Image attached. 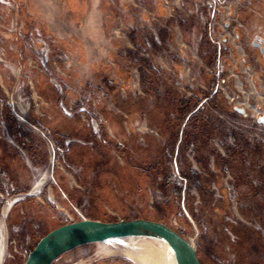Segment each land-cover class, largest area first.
I'll return each mask as SVG.
<instances>
[{
    "label": "rangeland",
    "instance_id": "obj_1",
    "mask_svg": "<svg viewBox=\"0 0 264 264\" xmlns=\"http://www.w3.org/2000/svg\"><path fill=\"white\" fill-rule=\"evenodd\" d=\"M263 31L264 0H0V264L64 224L135 218L201 264H264ZM236 33L245 56L214 55ZM144 241L164 246L52 264H135Z\"/></svg>",
    "mask_w": 264,
    "mask_h": 264
},
{
    "label": "water",
    "instance_id": "obj_2",
    "mask_svg": "<svg viewBox=\"0 0 264 264\" xmlns=\"http://www.w3.org/2000/svg\"><path fill=\"white\" fill-rule=\"evenodd\" d=\"M252 40V46L264 58V31L254 35ZM258 123L264 125V113ZM137 237L161 240L172 251L176 264H201L196 248L188 239L165 224L141 218L114 222L85 219L64 224L44 235L24 264H52L63 254L84 245L121 243L126 238Z\"/></svg>",
    "mask_w": 264,
    "mask_h": 264
},
{
    "label": "bare ground",
    "instance_id": "obj_3",
    "mask_svg": "<svg viewBox=\"0 0 264 264\" xmlns=\"http://www.w3.org/2000/svg\"><path fill=\"white\" fill-rule=\"evenodd\" d=\"M99 244L101 245L102 243ZM100 247H102L105 253L109 255L114 253L112 250L105 248L103 245H101ZM142 247H139L140 250L136 249L137 251H134L131 248H126L122 250V254L133 261L135 264H176L172 256V251L165 243L162 250L160 251L157 250L154 245L148 241H144Z\"/></svg>",
    "mask_w": 264,
    "mask_h": 264
},
{
    "label": "crops",
    "instance_id": "obj_4",
    "mask_svg": "<svg viewBox=\"0 0 264 264\" xmlns=\"http://www.w3.org/2000/svg\"><path fill=\"white\" fill-rule=\"evenodd\" d=\"M251 14V13H250ZM250 14H248V16L250 15ZM251 16V15H250ZM256 19V18H255ZM246 21V20H245ZM255 22H256V20H254V22H253V20L252 21H250V23H253V24H249L251 27H253L254 26V24H255ZM247 24V23H246ZM251 27H249V26H247V28H251ZM247 36V35H246ZM253 37V36H252ZM235 38H236V43L234 42H230L229 40H227V39H223V41H222V44L221 45H216L215 47H213L212 48V50H214V55H215V53H217L218 54V56L217 57H219V59H220V57H225V55H226V53H225V48L226 49H228V53L230 54H232L231 56H234V55H237V56H245L244 55V49H243V47H241L242 45L244 46V48H245V46H246V42H247V40L245 39V37H242L239 33H236V35H235ZM252 39V38H251ZM252 41L253 40H251L248 44H250V46H252ZM253 47V46H252ZM254 48V47H253ZM206 53H210V52H206ZM240 53L242 54V55H240ZM211 55L213 54V53H210ZM209 58H207V63H210L211 61L210 60H208ZM223 59V58H222ZM223 61H224V59H223ZM235 62V63H234ZM243 62L245 63L246 62V59H244L243 60ZM231 63L229 62V65H230ZM232 65H233V68H236V61H232ZM231 65V66H232ZM248 69H250V68H248ZM239 78L240 77H237V79L239 80ZM250 80H251V78H250ZM234 83H235V80H234ZM237 83H238V85H239V81H237Z\"/></svg>",
    "mask_w": 264,
    "mask_h": 264
},
{
    "label": "flooded vegetation",
    "instance_id": "obj_5",
    "mask_svg": "<svg viewBox=\"0 0 264 264\" xmlns=\"http://www.w3.org/2000/svg\"><path fill=\"white\" fill-rule=\"evenodd\" d=\"M225 28L228 29V28H229V25L226 24V25H225ZM254 48H255V47H254ZM256 49H257V48H256ZM259 52H260V51H259ZM261 56H262V55H261ZM259 118H260V117H259Z\"/></svg>",
    "mask_w": 264,
    "mask_h": 264
},
{
    "label": "trees",
    "instance_id": "obj_6",
    "mask_svg": "<svg viewBox=\"0 0 264 264\" xmlns=\"http://www.w3.org/2000/svg\"><path fill=\"white\" fill-rule=\"evenodd\" d=\"M107 222H114V220H110V221H107Z\"/></svg>",
    "mask_w": 264,
    "mask_h": 264
},
{
    "label": "built area",
    "instance_id": "obj_7",
    "mask_svg": "<svg viewBox=\"0 0 264 264\" xmlns=\"http://www.w3.org/2000/svg\"><path fill=\"white\" fill-rule=\"evenodd\" d=\"M0 197L2 198L3 197V195L0 193Z\"/></svg>",
    "mask_w": 264,
    "mask_h": 264
}]
</instances>
